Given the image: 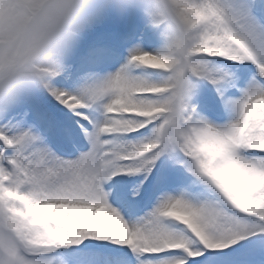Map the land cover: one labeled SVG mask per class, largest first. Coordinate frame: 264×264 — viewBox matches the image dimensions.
Instances as JSON below:
<instances>
[{
    "label": "snow or ice",
    "instance_id": "snow-or-ice-1",
    "mask_svg": "<svg viewBox=\"0 0 264 264\" xmlns=\"http://www.w3.org/2000/svg\"><path fill=\"white\" fill-rule=\"evenodd\" d=\"M0 264H264V0H0Z\"/></svg>",
    "mask_w": 264,
    "mask_h": 264
},
{
    "label": "rangeland",
    "instance_id": "rangeland-1",
    "mask_svg": "<svg viewBox=\"0 0 264 264\" xmlns=\"http://www.w3.org/2000/svg\"><path fill=\"white\" fill-rule=\"evenodd\" d=\"M141 27H142V25H141ZM91 40H92V36L90 35V36L87 37V40H86L85 43L87 44V43L90 42ZM145 41H146V42H149L148 40H145ZM155 46H156V44H155ZM152 47H153V46H152ZM131 48H132V46H130V49H131ZM153 48H154V47H153ZM123 50H129L128 46H127V45H124V46L120 49V57H119L118 60H116L114 63L107 64V65H104V66H106V67H110V68H113V72L116 71V70H115V67H116V66H120V65H122L123 62L126 61V60L128 59V56H129V55H127L126 58H125V57H122L121 54H122V51H123ZM129 52H130V51H129ZM123 54H124V52H123ZM124 58H125V59H124ZM123 59H124V61H122ZM68 122L70 123L71 121L68 120ZM62 136H63V135H62ZM49 141H50V144H51V146L53 147V149H54L55 151H57L58 154H61V155L65 156V158H73V155H74V157H75V156H76L75 153H77V152H81V151H83V150H86V149H84V148H86V147L88 146V143H85L84 145L82 144V146L80 147V146L78 145V140H77V144H76L75 147L71 144V147H73V148H74V151H75V153L73 154V151H71V152H67V151H65L64 149H60V150H59V147L54 145V141H51V140H49ZM121 175L124 176V182H126V183L128 184L129 187H131L132 184H133V183L136 181V179H137V177L134 176V175H127V174H121ZM113 179H114V177H113ZM105 187H106V189H107L109 192L112 193V196L110 197V199L112 200L114 206L119 207V206H120V203L116 200L115 196L113 195V191H114L115 187L112 186V181H108V182H106ZM144 203L147 204V206L145 207V206H143V204H142L141 210L138 212V215H143L145 212L150 211V210H151V207L153 206L152 204H148L147 201H145ZM101 243H107V242H101ZM244 244H245V241H240V245H244ZM233 247H236V246H233Z\"/></svg>",
    "mask_w": 264,
    "mask_h": 264
},
{
    "label": "bare ground",
    "instance_id": "bare-ground-1",
    "mask_svg": "<svg viewBox=\"0 0 264 264\" xmlns=\"http://www.w3.org/2000/svg\"><path fill=\"white\" fill-rule=\"evenodd\" d=\"M136 43H137V41H131V42H129L128 44H126L127 46H128V48H129V50H127L125 53H126V55L127 54H130V46H132V47H135L136 46ZM155 44H156V46H155ZM141 46L143 47V48H145L146 50H151L153 47H158V43L156 42V41H151V42H146V41H144L142 44H141ZM153 46V47H152ZM122 61H124V59L122 60ZM127 62V60L126 61H124L123 63H126ZM121 66V65H120ZM120 66H116L115 67V70H117ZM98 71H100L102 74H106V73H108V72H113V68H110V67H106V66H101L99 69H98ZM61 107H63V105H61ZM65 111H68L67 109H65ZM73 114L71 113V112H69L68 113V116L69 117H71ZM53 132L54 133H57V132H59L58 130H53ZM58 138V140H59V142H60V144L61 145H63L64 147H67L68 149H69V151H72V147H71V144L70 143H68V142H66L65 141V139L62 137V135H61V133H60V136L59 137H57ZM77 139H78V143L80 144V145H84L85 143H88V141H87V139H86V137H82V136H77ZM89 147H90V145H89V143H88V146H87V148H86V150H83V151H81V152H84V151H87V150H89ZM81 152H77V154H76V156L75 157H73V158H76L77 156H79V154L81 153ZM114 179H118L117 177H114ZM115 192H116V188L114 189V191H113V195L115 196ZM111 193V192H110ZM112 196V195H111ZM120 208H121V211H122V213L125 215V217L126 218H128V215H127V209L126 208H124V207H122L121 205L119 206ZM142 207V206H141Z\"/></svg>",
    "mask_w": 264,
    "mask_h": 264
}]
</instances>
